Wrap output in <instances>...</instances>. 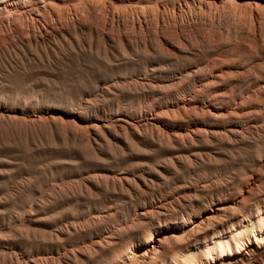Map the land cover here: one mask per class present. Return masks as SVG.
Returning <instances> with one entry per match:
<instances>
[{"label": "rangeland", "instance_id": "obj_1", "mask_svg": "<svg viewBox=\"0 0 264 264\" xmlns=\"http://www.w3.org/2000/svg\"><path fill=\"white\" fill-rule=\"evenodd\" d=\"M23 1L33 7L36 0ZM82 1L49 0L50 10L41 11L37 21L43 25L28 23L31 16L25 13L9 21L0 11L6 24L0 25V264H51L58 253L69 264H106L112 251L89 247L92 239L113 233L122 244L126 223L131 225L143 206L168 204L158 216L166 227L173 216L200 212L216 196L227 203L242 199L240 207L225 214L227 230L236 228L240 216L248 219L249 209L264 211V0H221L219 5L216 0H169L160 6L155 0ZM68 6L75 9L69 12ZM154 11L165 14L157 18ZM72 17L86 18L82 28L51 34L60 20ZM9 27L50 33L38 42H19L17 33L7 41ZM58 109L81 119L64 125L72 114ZM119 118L129 123L123 126ZM95 123L105 126L95 131ZM87 156L98 162L80 160ZM98 175L120 176L130 191L118 190L111 181L97 184L91 177ZM146 223L135 222L134 232Z\"/></svg>", "mask_w": 264, "mask_h": 264}, {"label": "bare ground", "instance_id": "obj_2", "mask_svg": "<svg viewBox=\"0 0 264 264\" xmlns=\"http://www.w3.org/2000/svg\"><path fill=\"white\" fill-rule=\"evenodd\" d=\"M49 1V0H48ZM48 1H43V0H36L34 1L35 4L32 6H28L23 0H7V1H0V11L2 12H6L7 14V20H10V18L14 15L20 17L21 13H25V14H29L31 16L32 23L28 22L32 25L33 22L36 21L35 24H38L37 21L39 20L38 17H40V12L41 11H45L46 10H50L51 7V3H49ZM52 1V0H51ZM78 1V0H77ZM81 1V0H80ZM84 1V0H83ZM82 1V2H83ZM119 1V0H118ZM125 1V0H124ZM127 1V0H126ZM133 1V0H132ZM140 1H144V0H135V3L138 4L140 3ZM169 0H155L156 4L158 6L167 3ZM179 1V0H178ZM201 1V0H200ZM208 2L209 0H205L203 2ZM214 3V0H211ZM28 2V1H27ZM76 2V1H75ZM81 2V3H82ZM128 2V1H127ZM195 2V1H194ZM202 2V3H203ZM206 2V4H207ZM217 5H219L220 3L222 4L221 0H216L215 1ZM230 2V1H229ZM251 2V1H250ZM253 2V1H252ZM63 3V2H61ZM66 3V2H65ZM209 3V2H208ZM231 3V2H230ZM33 4V3H32ZM79 4V3H78ZM113 4V3H112ZM122 4V3H121ZM124 4V3H123ZM155 4V3H154ZM176 4V3H175ZM205 4V5H206ZM255 4V3H254ZM64 5V4H63ZM141 5V4H140ZM143 5V4H142ZM146 5V4H144ZM75 6V5H74ZM84 6V4L82 5ZM82 6H79L80 8ZM148 6V5H147ZM150 6V5H149ZM153 6V5H152ZM223 6V5H222ZM228 6H230L228 4ZM252 6V5H251ZM261 6V4H260ZM69 7V6H68ZM78 7V6H77ZM138 7V6H137ZM190 7V6H189ZM67 8V7H66ZM70 10L69 12H71V7H69ZM76 8V6H75ZM74 8V9H75ZM116 8V7H115ZM143 8V7H142ZM147 8V7H146ZM155 8V7H154ZM153 8V9H154ZM166 8V6H165ZM164 8V9H165ZM200 8V7H199ZM211 8V7H210ZM223 8V7H222ZM229 8V7H228ZM233 8V7H232ZM253 8V7H252ZM264 8V7H263ZM68 9V8H67ZM73 9V10H74ZM158 9V8H157ZM161 8H159L157 11H159ZM177 9V8H176ZM183 9V8H182ZM187 9V8H186ZM191 9V8H190ZM212 9V8H211ZM214 9V8H213ZM55 10V9H54ZM79 10V9H78ZM83 10V9H81ZM120 10V9H119ZM128 10V9H127ZM156 10V9H155ZM192 10V9H191ZM200 10V9H199ZM219 10V9H218ZM221 10V9H220ZM229 10V9H228ZM234 10V9H233ZM56 11V10H55ZM80 11V10H79ZM138 11V10H137ZM176 10H173V12H175ZM180 11V10H179ZM183 11V10H182ZM185 11V9H184ZM188 11V10H187ZM222 11H225L222 9ZM232 11V10H231ZM255 11V10H254ZM54 12V11H53ZM57 12V11H56ZM59 12V11H58ZM85 12V10L83 11ZM87 14L89 11H86ZM117 12V11H116ZM165 12V10H164ZM169 12V11H168ZM177 12V11H176ZM181 12V11H180ZM257 12V11H256ZM50 13V12H48ZM68 13V12H67ZM148 13V12H147ZM155 15L157 14V12H155ZM163 14V11L160 12ZM159 13V14H160ZM179 13V12H178ZM183 13V12H182ZM191 13V12H190ZM193 13V12H192ZM219 13V12H218ZM224 13V12H222ZM42 14V13H41ZM51 14V13H50ZM49 14V15H50ZM57 14V13H56ZM66 14V13H65ZM81 14V13H79ZM84 14V13H83ZM82 14V15H83ZM125 14V13H124ZM160 14V15H162ZM165 14V13H164ZM163 14V15H164ZM167 14V13H166ZM175 15V13H173ZM172 14V15H173ZM187 14V13H186ZM199 14H201L199 12ZM220 14V13H219ZM235 13H233L234 15ZM237 14V13H236ZM260 15V13H258ZM70 15V14H69ZM134 15V14H133ZM158 15V16H160ZM171 15V14H170ZM189 15V13H188ZM191 15V14H190ZM214 15V14H213ZM253 15V14H252ZM251 15V16H252ZM6 16V15H5ZM15 16V17H16ZM48 16V15H46ZM61 15H59L60 17ZM63 16V14H62ZM67 17V14L65 15ZM76 16V15H75ZM157 16V15H156ZM157 16V18H158ZM178 16V15H177ZM192 16V15H191ZM197 16V15H196ZM211 16V15H210ZM218 16V15H217ZM230 16V15H229ZM228 16V17H229ZM254 16V15H253ZM22 17V16H21ZM27 17V16H26ZM29 17V16H28ZM27 17V18H28ZM45 17V16H44ZM58 17V18H59ZM70 17V16H68ZM139 17V16H138ZM167 17V16H166ZM169 17V16H168ZM167 17V18H168ZM185 17V16H184ZM202 17V15H201ZM233 17V16H232ZM241 17V15L239 16ZM244 17V16H243ZM260 17V16H259ZM25 18V17H24ZM48 18V17H46ZM64 18V17H63ZM62 18V19H63ZM83 18V16H82ZM81 18V19H82ZM153 18V17H152ZM155 18V17H154ZM164 18V17H163ZM178 18V17H177ZM193 18V17H191ZM197 18V17H196ZM210 18V17H209ZM216 18V17H215ZM214 18V19H215ZM235 18V16H234ZM233 18V19H234ZM246 18V16H245ZM254 18H256L254 16ZM4 18L0 16V25L4 24L3 20ZM42 19V18H40ZM55 19V18H54ZM80 17H77V19H73L70 21H66L64 23H62V20H60L61 24H59V26L54 30L51 31V34H63L66 33L68 31H77L79 28H82V20H85L86 18L84 17V19L81 20ZM135 19V18H134ZM133 19V20H134ZM170 19V18H169ZM184 19V18H183ZM182 19V20H183ZM201 19V18H199ZM217 19V18H216ZM229 19V18H228ZM238 19V18H237ZM251 24L250 26L252 28H256L257 25H255V21L252 17H251ZM6 20V21H7ZM24 20V19H23ZM65 20V19H64ZM175 20V19H174ZM173 20V21H174ZM185 20L187 21L186 17ZM190 20V19H189ZM188 20V21H189ZM235 20V19H234ZM240 19H238L239 21ZM25 21V20H24ZM50 21V20H49ZM54 21V20H53ZM58 21V20H57ZM143 21V20H142ZM160 21V20H157ZM162 21V20H161ZM195 21V20H192ZM197 21L198 18H197ZM201 21V20H200ZM203 21V20H202ZM214 21V20H213ZM237 21V23H238ZM18 21V24L20 23H24L23 21ZM40 22V21H39ZM43 22V21H42ZM41 22V23H42ZM45 22V21H44ZM176 22V21H174ZM179 22V21H178ZM196 22V21H195ZM233 22V21H232ZM261 22V21H260ZM259 22V23H260ZM12 23V22H11ZM16 23V20H15ZM26 23V22H25ZM24 23V24H25ZM40 23V24H41ZM56 23V22H55ZM86 23V22H85ZM190 23V22H189ZM212 23V22H211ZM236 23V22H233ZM10 24V22H9ZM8 24V26H9ZM38 24V25H40ZM91 24V23H90ZM179 24V23H178ZM181 24V23H180ZM193 24V23H192ZM241 24V23H240ZM244 24L246 25V22H244ZM249 24V23H248ZM258 24V23H257ZM261 24V23H260ZM264 24V23H263ZM262 24V25H263ZM13 25V24H12ZM16 25V24H15ZM38 25H36V27H39ZM43 25V23H42ZM163 25V24H162ZM175 25V24H174ZM238 25V24H237ZM261 25V26H262ZM4 26H6V24H4ZM19 26V25H18ZM29 26V24H28ZM45 26V25H44ZM234 26V25H233ZM247 26V25H246ZM256 26V27H255ZM259 26V24H258ZM20 27V26H19ZM23 27V26H22ZM35 27V26H34ZM54 27V26H53ZM87 27V26H86ZM92 27V26H91ZM95 27V26H94ZM180 27V26H178ZM185 27V26H184ZM188 27V26H187ZM264 27V25L262 26ZM4 28V27H3ZM24 28V27H23ZM51 28V27H50ZM93 28V27H92ZM147 28V27H146ZM163 28V27H162ZM7 29V28H6ZM49 29V28H48ZM96 30L98 28H95ZM249 29V28H248ZM1 29V32L4 33V30ZM10 30V31H9ZM9 30L7 29L6 35L4 36V38H11L10 41H13L14 39H12L13 37H11L14 33H17L19 35V42H38L40 39L44 40V38L47 36L46 34L48 32H42L40 30L35 33L36 31H32V34L29 32V29L27 27L28 32H22L19 31L16 27H9ZM84 30V29H83ZM157 30V29H156ZM155 30V31H156ZM261 30V29H260ZM49 31V30H48ZM90 31V30H89ZM136 31V30H135ZM178 31V30H177ZM227 31V30H226ZM249 31V30H248ZM0 32V33H1ZM99 32V31H98ZM101 32V31H100ZM254 32V31H253ZM260 32V31H258ZM263 32V31H261ZM50 33V32H49ZM48 33V34H49ZM70 33V32H69ZM72 33V32H71ZM94 33V32H93ZM255 33V32H254ZM16 34V35H17ZM187 34V33H186ZM185 34V35H186ZM261 34V33H260ZM157 35V34H156ZM213 35V34H212ZM235 35V34H234ZM258 35V34H257ZM262 35H264L262 33ZM180 36V35H179ZM197 36V35H196ZM194 36V37H196ZM205 36V35H204ZM209 36V35H208ZM243 36V35H242ZM259 36V35H258ZM1 37V36H0ZM52 37V36H51ZM189 37V35H188ZM192 36V38H194ZM227 37V36H225ZM234 37V36H232ZM239 37V36H238ZM235 37V38H238ZM263 37V36H262ZM261 37V38H262ZM3 38V39H4ZM49 38V36H48ZM122 38V37H121ZM120 38V39H121ZM159 38V37H158ZM186 38V36L184 37ZM183 38V39H184ZM218 38V37H217ZM234 38V39H235ZM258 38V37H256ZM1 39V38H0ZM2 39V41H3ZM160 39V38H159ZM181 39V37H180ZM179 39V40H180ZM182 39V40H183ZM228 39V37H227ZM259 39V38H258ZM264 39V37L262 38ZM261 39V41H262ZM7 40V39H6ZM47 40V39H46ZM49 40V39H48ZM154 40V39H153ZM185 40V39H184ZM201 40V39H200ZM210 40V39H209ZM219 40V39H218ZM238 40V39H237ZM253 40V39H252ZM8 41V40H7ZM178 41V40H177ZM214 41V40H213ZM220 41V40H219ZM255 41V40H254ZM260 41V42H261ZM264 41V40H263ZM34 42V43H35ZM43 42V41H42ZM175 42V40L173 41ZM243 42V41H242ZM6 43V42H5ZM9 43V42H7ZM15 43V42H14ZM177 42H175L176 44ZM201 43V42H200ZM208 44H214L212 42H207ZM221 43V42H220ZM225 43V42H223ZM227 43V41H226ZM239 43V42H237ZM259 43V42H258ZM18 44V43H17ZM180 44V43H179ZM178 44V45H179ZM198 44V43H197ZM247 44V43H245ZM263 44V43H262ZM10 45V44H9ZM223 45V44H222ZM235 45V43L233 44ZM251 45V44H250ZM249 45V46H250ZM253 45V44H252ZM20 46V45H19ZM37 46V45H36ZM180 46V45H179ZM224 46V45H223ZM251 47V46H250ZM263 47V45H262ZM16 48V46H15ZM182 48V47H181ZM255 49V46L253 47ZM259 48V47H258ZM188 49V48H187ZM247 49V47H246ZM252 49V48H251ZM264 49V48H263ZM171 50V49H170ZM219 50V49H218ZM261 50V49H260ZM246 52V51H244ZM254 52V51H253ZM252 54V53H251ZM201 57V56H200ZM256 57V56H253ZM165 59V58H164ZM219 60V59H218ZM229 61V60H226ZM191 62V61H190ZM223 62V61H222ZM247 62V61H246ZM153 63V62H152ZM151 63V64H152ZM227 63V62H225ZM262 63V62H261ZM14 64V63H13ZM223 64V63H222ZM247 64V63H246ZM23 65V63H22ZM190 65V64H189ZM229 65V64H228ZM253 65V64H251ZM30 66V65H29ZM155 66V65H154ZM220 66V65H219ZM32 67V66H31ZM83 67V66H82ZM217 67V66H216ZM227 67V65H226ZM23 68V67H22ZM16 69V68H15ZM228 69V68H227ZM19 70V69H17ZM198 70V69H197ZM239 70V69H238ZM16 72V71H15ZM226 72V71H225ZM232 72V71H231ZM20 73V72H19ZM24 73V72H22ZM229 73V71H228ZM29 74V73H28ZM27 74V75H28ZM214 74V72H213ZM22 75V74H21ZM22 77V76H21ZM27 77V76H26ZM211 77V76H210ZM258 77V76H257ZM203 78V77H202ZM263 78V77H261ZM20 79V78H19ZM26 79V78H25ZM29 79V77H28ZM34 79V78H33ZM205 79V78H204ZM203 79V80H204ZM214 79V78H213ZM212 79V80H213ZM258 79V78H257ZM18 80V79H17ZM23 80V79H22ZM135 80V79H134ZM137 80V79H136ZM208 80V79H207ZM211 80V79H210ZM219 80V79H218ZM253 80V79H252ZM147 81V80H146ZM176 81V80H175ZM221 81V80H220ZM140 82V81H139ZM137 82V83H139ZM142 82V81H141ZM211 82V81H210ZM84 83V82H83ZM111 83V82H110ZM131 83V82H130ZM205 83V82H204ZM209 83V82H208ZM217 83V82H216ZM58 84V83H57ZM166 84V83H165ZM112 85V84H111ZM150 85V84H149ZM153 85V83H152ZM158 85V84H156ZM6 86V85H5ZM119 86V85H118ZM216 86V85H215ZM13 87V86H11ZM55 87V85H54ZM210 87V85H209ZM84 88V85H83ZM201 88V87H200ZM40 89V88H39ZM68 89V88H67ZM86 90V89H85ZM213 90V89H212ZM211 90V91H212ZM215 90V89H214ZM74 91V90H73ZM72 91V92H73ZM98 91V90H97ZM204 91V90H203ZM50 92V91H49ZM57 92V91H56ZM164 92V91H163ZM219 92V90L217 91ZM1 93V92H0ZM26 93V92H25ZM41 93V92H40ZM63 93V92H62ZM211 93V92H210ZM220 93V92H219ZM88 94V93H87ZM207 94V93H206ZM226 94V93H225ZM52 95V94H51ZM181 95V94H180ZM209 95V94H208ZM222 95V94H221ZM235 95V94H234ZM247 95V94H246ZM40 96V95H39ZM89 96V95H88ZM98 96V95H97ZM211 96V95H210ZM220 96V95H219ZM233 96V95H231ZM32 97V96H31ZM60 97V96H59ZM70 97V96H69ZM83 97V96H82ZM216 98V97H215ZM214 98V99H215ZM231 98V97H230ZM186 100V99H185ZM1 101V100H0ZM19 101V100H18ZM33 101V99H32ZM178 101V100H177ZM182 101V100H181ZM189 101V100H188ZM215 101V100H214ZM222 101V100H221ZM21 102V101H20ZM36 102V101H35ZM200 102V101H199ZM204 102V101H203ZM240 102V101H239ZM34 103V102H33ZM187 102H185L186 104ZM197 103V102H196ZM238 103V102H236ZM249 103V102H248ZM157 104V103H156ZM222 104V103H220ZM225 104V103H224ZM42 105V104H41ZM179 105V104H178ZM177 105V106H178ZM188 105V104H187ZM193 105V104H192ZM219 105V104H218ZM237 105V104H236ZM199 106V105H198ZM4 107V106H3ZM8 107V106H7ZM203 107V106H201ZM251 107V106H250ZM80 108V107H79ZM85 108V107H84ZM182 108V107H181ZM198 108V107H197ZM7 109V108H6ZM161 109V108H160ZM175 109V108H174ZM222 109V108H221ZM220 109V110H221ZM59 111H62L64 113H70L71 118L68 119L67 121H63L64 125L65 123L68 125L74 124V121L76 120H80L81 118L79 116H76L77 114L71 113V112H65L63 109H58ZM150 110V109H149ZM167 110V109H166ZM172 110V109H171ZM201 110V109H200ZM203 110V109H202ZM211 110V109H210ZM218 110V109H217ZM232 110V109H231ZM234 110V109H233ZM22 111V110H21ZM30 111V110H29ZM43 111V110H42ZM85 111V110H84ZM169 111V110H168ZM227 111V110H226ZM239 111V110H238ZM237 111V112H238ZM1 112V111H0ZM23 112V111H22ZM38 112V111H37ZM53 112V111H52ZM195 112V111H194ZM221 112V111H220ZM229 112V111H228ZM248 112V111H246ZM54 113V112H53ZM91 113V112H90ZM115 113V112H114ZM130 113V112H129ZM144 113V111H143ZM153 113V112H152ZM167 113V112H166ZM180 113V110H179ZM196 113V112H195ZM8 114V113H7ZM45 114V113H44ZM48 114V113H47ZM59 114V113H58ZM101 114V113H100ZM110 114V113H109ZM116 114V113H115ZM114 114V115H115ZM155 114V113H154ZM175 114V113H174ZM189 114V113H188ZM220 114V113H219ZM17 115V114H16ZM15 115V116H16ZM61 114H59L60 116ZM84 115V114H83ZM91 115V114H90ZM125 115V114H124ZM153 115V114H152ZM216 115H218V113H216ZM246 115V114H245ZM12 116V115H10ZM9 116V117H10ZM42 116V115H41ZM89 116V115H88ZM117 116V115H116ZM120 116V115H119ZM219 116V115H218ZM21 117V116H19ZM34 117V116H33ZM43 117V116H42ZM50 117V116H48ZM52 117V116H51ZM108 117V116H107ZM154 117V116H153ZM198 117V116H197ZM246 117V116H245ZM7 118V117H6ZM47 118V117H46ZM61 118V117H60ZM113 118V117H112ZM180 118V117H179ZM230 118V117H229ZM9 119V118H8ZM52 119H54L55 121V117ZM57 119V117H56ZM76 119V120H75ZM147 119V118H146ZM192 119V118H191ZM13 120V119H12ZM28 120V119H27ZM37 119H32V121L34 123H36ZM39 120V119H38ZM59 120V119H58ZM66 120V119H65ZM114 120V119H113ZM116 120V119H115ZM130 120V119H129ZM133 120V119H132ZM138 120V119H137ZM161 120V119H160ZM165 120V119H164ZM163 120V122H165ZM200 120V119H199ZM230 120V119H229ZM19 121V120H18ZM26 121V120H25ZM31 121V119L29 120V122ZM46 121V120H45ZM57 121V120H56ZM55 121V122H56ZM92 121V120H91ZM96 121V120H95ZM112 121V120H111ZM110 121V122H111ZM119 122V124H122L123 126L127 123H129L128 120L124 119V118H119L117 120ZM147 123L150 122V119L146 120ZM169 121V119H168ZM183 121V119H182ZM8 122V121H7ZM6 122V123H7ZM10 122V121H9ZM41 122V121H40ZM43 122V121H42ZM83 122V121H82ZM135 122V121H134ZM167 122V121H166ZM181 122V121H180ZM207 122V121H206ZM228 122V121H227ZM76 123V122H75ZM156 123V122H155ZM171 123V122H170ZM191 123V122H190ZM235 123V122H234ZM88 124V123H87ZM106 124V123H105ZM152 124V123H151ZM163 124V123H162ZM166 124V123H165ZM173 124V122H172ZM231 124V122H230ZM76 125V124H75ZM80 124H77V127ZM82 125V124H81ZM80 125V126H81ZM110 125V124H108ZM168 125V124H167ZM166 125V126H167ZM181 125V124H180ZM242 125V124H241ZM16 126V125H15ZM23 126V125H22ZM79 126V127H80ZM83 126V125H82ZM81 126V127H82ZM86 126V125H85ZM94 127L95 131H99L100 128H102V126H105L103 124L100 123H95L92 125ZM154 126V125H153ZM170 126V125H169ZM213 126V125H212ZM229 126V125H228ZM245 126V125H244ZM75 127V126H74ZM77 127H75V129H77ZM89 127V126H87ZM86 127V128H87ZM150 127V125H149ZM156 127V126H155ZM205 127V126H204ZM12 128V127H11ZM90 128V127H89ZM120 128V127H119ZM151 128V127H150ZM213 128V127H212ZM224 128V127H223ZM81 129V128H80ZM83 129H85L83 127ZM103 129V128H102ZM146 129V127H145ZM157 129V128H155ZM163 129V128H162ZM219 129V128H218ZM241 129V128H240ZM23 130V129H22ZM26 130V129H24ZM23 130V131H24ZM86 130V129H85ZM117 130V129H116ZM128 130V129H127ZM147 130V129H146ZM145 130V131H146ZM158 130V129H157ZM165 130V129H163ZM178 130V129H177ZM188 130V129H187ZM220 130V129H219ZM235 130V129H234ZM232 129V131H234ZM8 131V130H7ZM89 131V130H88ZM103 131V130H102ZM113 131V130H112ZM134 131V130H133ZM156 131V130H154ZM153 131V132H154ZM161 131V129H160ZM185 131V130H184ZM194 131V130H193ZM203 131V130H202ZM223 131V130H222ZM225 131V130H224ZM231 131V130H230ZM231 131V132H232ZM238 131V130H237ZM12 132V131H11ZM15 132V131H14ZM122 132V131H121ZM135 132V131H134ZM150 131H148V135L150 136L149 133ZM158 132V131H157ZM165 132V131H164ZM170 132V131H169ZM189 132V131H188ZM208 132V131H207ZM207 132H205V135L203 136H207ZM214 132V130H213ZM212 134L214 135L215 133ZM221 132V131H220ZM16 133V132H15ZM81 133V132H80ZM89 133V132H88ZM112 133V132H111ZM201 133V132H200ZM230 133V132H229ZM12 134V133H11ZM36 134V133H34ZM49 134V133H48ZM76 134V133H75ZM71 135V137L73 139H75L76 135ZM109 134V133H108ZM158 134V133H156ZM191 134V133H190ZM194 134V132H193ZM203 134V133H202ZM207 134V135H206ZM219 134V133H218ZM222 134V132H221ZM225 134V133H224ZM234 134V133H233ZM96 135V134H95ZM100 135V134H99ZM123 135V134H122ZM144 135V136H146ZM159 135H161L159 133ZM168 135V134H167ZM211 135V134H210ZM212 135V136H213ZM15 136V135H13ZM26 136V135H25ZM89 136V135H88ZM153 136V135H152ZM165 136V134H164ZM163 136V137H164ZM175 136V135H174ZM194 136V135H193ZM192 136V137H193ZM202 136V135H201ZM215 136L218 137L217 134H215ZM225 136V135H224ZM16 137V136H15ZM18 137V136H17ZM16 137V138H17ZM98 137V136H97ZM96 137V138H97ZM132 137V136H131ZM143 137V136H142ZM157 137V135L155 136ZM162 137V135H161ZM162 137V138H163ZM166 137V136H165ZM164 137V138H165ZM198 137V136H197ZM245 137V136H244ZM19 138V137H18ZM21 138V137H20ZM94 138V137H93ZM92 138V139H93ZM101 138V137H100ZM147 138V137H146ZM161 138V139H162ZM172 138H176V137H172ZM178 138V137H177ZM200 138V137H198ZM197 138V139H198ZM247 138V137H246ZM24 139V138H23ZM49 139V138H48ZM113 139V138H112ZM156 139V138H155ZM160 139V137L158 136V140ZM166 139V138H165ZM194 139V138H192ZM191 139V141H192ZM212 139V138H211ZM253 139V138H252ZM264 139V138H263ZM26 140V139H25ZM64 140V139H63ZM98 140V139H97ZM126 140V139H125ZM140 140V139H139ZM144 140V139H143ZM170 140V139H168ZM184 140V139H183ZM189 140V139H188ZM187 140V141H188ZM208 140V137L207 139ZM245 140V139H244ZM101 141V140H100ZM113 141V140H112ZM152 141V140H150ZM172 141V140H171ZM177 141V140H175ZM197 141V140H195ZM195 141L193 142L195 144ZM210 142H212V140H209ZM216 141V140H215ZM95 142V141H94ZM180 142V139H179ZM199 142V141H198ZM209 142V143H210ZM214 142V139H213ZM212 142V143H213ZM217 142V141H216ZM257 142V141H255ZM63 143V142H62ZM158 143V142H157ZM156 143V145H158ZM167 143V142H166ZM175 143V142H173ZM178 143V142H177ZM200 143V142H199ZM208 143V144H209ZM143 144V143H142ZM141 144V145H142ZM145 144V142H144ZM155 144V143H154ZM170 144V143H169ZM176 144V143H175ZM192 144V142H191ZM64 145V144H63ZM94 145V144H93ZM186 145V144H185ZM189 145V144H188ZM213 145V144H212ZM259 145V144H257ZM174 146V145H173ZM138 147V146H137ZM144 147V146H143ZM177 147V146H176ZM56 148V147H55ZM193 148V147H192ZM114 149V148H113ZM112 149V150H113ZM60 150V149H59ZM58 150V151H59ZM116 150V149H115ZM114 150V151H115ZM161 151V150H160ZM54 152V151H53ZM62 153V152H60ZM127 153V152H126ZM176 153V152H175ZM188 153V152H186ZM199 153V152H198ZM135 154V153H134ZM165 154V153H164ZM172 155V154H171ZM182 155V154H181ZM200 155V154H199ZM184 156V155H183ZM189 156V155H188ZM197 156V155H196ZM180 157V156H179ZM200 157V156H199ZM198 157V158H199ZM81 158V157H80ZM79 158V159H80ZM202 158V157H201ZM207 158V157H206ZM68 159V158H67ZM174 159V158H173ZM187 159V158H186ZM200 159V158H199ZM264 159V158H262ZM80 160H85V161H89L91 163H96L98 162L97 159L93 158V157H82ZM136 160V159H135ZM139 160V159H137ZM182 160V159H181ZM188 160V159H187ZM66 161V160H65ZM201 161V160H200ZM203 161V160H202ZM214 161V160H213ZM263 161V160H262ZM159 162V161H158ZM168 162V161H167ZM195 162V159H194ZM220 162V161H219ZM229 162V161H228ZM230 163V162H229ZM264 163V161H263ZM103 164V163H102ZM169 164V163H168ZM104 165V164H103ZM184 165L187 166V164L184 163ZM146 166V165H145ZM180 166V165H179ZM185 167V166H184ZM67 168V167H66ZM71 168V167H70ZM146 168V167H145ZM154 168V167H153ZM161 168V167H160ZM179 168V167H178ZM147 169V168H146ZM149 170V169H148ZM143 171V170H142ZM176 171V170H175ZM181 171V170H179ZM256 171V170H255ZM155 172H157L155 170ZM196 172V171H195ZM93 173V172H92ZM102 173V171H101ZM110 172H108L109 174ZM126 173V172H124ZM150 173V172H149ZM164 173V172H163ZM70 174V173H69ZM119 174V173H118ZM160 174V172H159ZM158 174V175H159ZM162 174V173H161ZM175 174V173H174ZM253 174V173H252ZM151 175V174H150ZM164 176V174H162ZM167 175V174H166ZM173 175V174H172ZM160 176V175H159ZM170 176V175H169ZM178 176V175H177ZM176 176V177H177ZM194 176V175H193ZM74 177V176H73ZM129 177V176H128ZM182 177V176H181ZM197 177V176H196ZM179 178V177H178ZM193 178V177H192ZM191 178V179H192ZM252 178V177H251ZM91 179L99 184V183H107L109 181L112 182L113 186H118V190L123 191V192H129L130 191V185L127 182L122 181V177H114L112 179L106 177V175L102 176V175H98V176H93L91 177ZM132 179V178H131ZM174 179V178H172ZM195 179V178H194ZM204 179V178H203ZM257 179V178H256ZM133 180V179H132ZM198 180V179H195ZM245 180V179H244ZM248 180V179H246ZM245 180V181H246ZM187 181V180H186ZM264 181V180H263ZM159 182V181H158ZM196 182V181H195ZM249 182V181H248ZM72 183V182H71ZM90 183V182H89ZM147 183V182H146ZM192 184V183H191ZM190 184V185H191ZM254 184V183H253ZM27 185V184H26ZM104 185V184H103ZM158 185V184H157ZM24 186V185H23ZM141 186V185H140ZM205 186V185H203ZM254 186V185H253ZM153 187V186H152ZM188 187V186H187ZM186 187V188H187ZM190 187V186H189ZM198 187V186H197ZM244 187V186H243ZM24 188V187H23ZM97 188V187H96ZM115 188V187H114ZM141 188V187H140ZM192 188V187H191ZM91 189V188H90ZM151 189V188H150ZM180 189V188H179ZM197 189V188H196ZM202 189V188H201ZM26 190V189H25ZM203 190V189H202ZM201 190V191H202ZM221 190V189H220ZM257 190V189H256ZM24 191V190H23ZM102 191V190H101ZM107 191V189H106ZM171 191V190H170ZM175 191V190H173ZM200 191V192H201ZM219 192V190H217ZM234 191V190H233ZM242 191V190H241ZM244 191V190H243ZM66 192V191H65ZM118 192V191H117ZM177 193V191H175ZM203 192V191H202ZM222 192V191H221ZM213 193V192H212ZM254 194V192H252ZM19 194V193H18ZM61 194V193H59ZM119 194V192H118ZM167 194V193H166ZM209 194V193H208ZM246 194V192H245ZM117 195V194H116ZM195 195V194H194ZM33 196V195H32ZM62 196V194H61ZM86 196V195H85ZM162 196V195H160ZM203 196V195H202ZM221 196V195H220ZM87 197V196H86ZM89 197V195H88ZM129 197V196H128ZM191 197V196H190ZM194 197V196H193ZM198 197V196H196ZM201 197V196H200ZM31 198V197H30ZM173 199V198H172ZM235 199V198H234ZM10 200V199H9ZM64 200V199H63ZM139 200V199H138ZM68 201V200H67ZM161 201V200H160ZM171 201V200H170ZM230 201V199H229ZM91 202V201H90ZM112 202V201H111ZM155 202V201H154ZM204 202V201H203ZM136 203V202H135ZM194 203V202H193ZM242 199H236L230 203L227 202H223L221 200L220 197H215V198H211L206 204H205V208L203 210H201L200 212H197L195 210H193L192 212L188 213L185 216H173L172 220L167 223V226H163V224L160 222V220L158 219L159 214H161L162 210H166L168 204H154V205H150L148 207L143 206L141 211H136L134 218L131 221V225H129L128 223H126L125 228L128 230V235L126 237L125 240H123L122 244H119L116 241V237L114 236L113 233H108L106 235H103L101 237H98L96 239H92L91 245L89 247L94 248V247H98V248H102L103 246L108 247L109 250L112 251L113 254V258L106 264H264V211L260 208L257 207L255 212H252L251 209L248 210V214L247 217H249L248 219L244 218L245 216H240L237 221L235 222L236 224V228H233L232 230H227L226 228V224L224 223V217L225 214L228 211H233L235 209H237L238 207L241 206L242 204ZM74 204V203H73ZM72 204V205H73ZM104 204V203H103ZM182 204V203H181ZM252 204V203H251ZM60 205V204H59ZM138 205V204H137ZM192 205V204H191ZM9 206V205H8ZM113 206V205H112ZM72 207V206H71ZM192 207V206H191ZM169 209V208H168ZM139 210V209H138ZM241 210V209H240ZM181 211V210H179ZM188 211V210H187ZM15 212V211H14ZM168 212V211H167ZM241 212V211H240ZM6 214V213H5ZM230 214V213H229ZM67 215V214H66ZM69 215V214H68ZM82 215V214H81ZM174 215V214H173ZM234 216V215H233ZM57 217V216H56ZM163 217V216H162ZM5 218V217H4ZM10 218V217H9ZM65 218V216H64ZM108 219V218H107ZM230 219V218H229ZM95 220V219H94ZM140 220H146V226L144 228V230H142L141 232L135 233L133 230L134 227V223ZM165 220V219H164ZM168 220V219H167ZM59 221V220H58ZM230 221V220H229ZM94 222V221H93ZM115 223V222H114ZM227 223V222H226ZM230 223V222H229ZM234 223V222H233ZM59 224V222H58ZM95 224V223H94ZM47 225V224H46ZM97 225V224H96ZM114 225V224H113ZM5 226V225H4ZM55 226V225H53ZM116 226V225H115ZM217 226L221 227V230L217 229ZM124 227V226H123ZM232 227V226H231ZM90 229V228H89ZM51 230V229H50ZM112 231V230H111ZM110 231V232H111ZM39 235V234H38ZM56 235H58V231L56 232ZM9 236V235H8ZM40 236V235H39ZM83 236V235H82ZM84 237V236H83ZM2 238V237H1ZM40 238V237H39ZM12 241V240H10ZM62 242V241H61ZM2 243V242H1ZM41 243V242H40ZM9 244V243H8ZM52 245V244H51ZM88 246V245H87ZM16 247V246H15ZM17 248V247H16ZM70 248V247H69ZM18 249V248H17ZM74 250V249H72ZM46 251V250H45ZM64 251V250H63ZM92 251V250H91ZM41 253V252H40ZM65 253V252H64ZM56 254V253H55ZM9 256V255H8ZM43 256V255H42ZM55 256V255H54ZM61 254H57V256L53 257L51 259V264H69L66 263L63 259H62ZM245 257V259H242V257ZM34 257V256H33ZM109 258V257H108ZM44 259V258H43ZM106 259V258H105ZM2 260V259H1ZM46 260V259H45ZM79 260V259H78ZM87 260V259H86ZM90 260V259H89ZM3 262V261H2ZM18 262V261H17ZM80 262V261H79ZM82 262V261H81ZM79 264H82V263ZM85 263V262H84Z\"/></svg>", "mask_w": 264, "mask_h": 264}]
</instances>
